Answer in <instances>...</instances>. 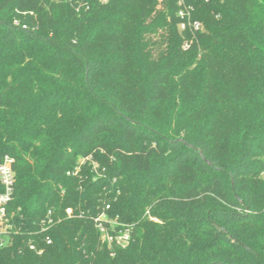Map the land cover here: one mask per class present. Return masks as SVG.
<instances>
[{
    "label": "trees",
    "instance_id": "16d2710c",
    "mask_svg": "<svg viewBox=\"0 0 264 264\" xmlns=\"http://www.w3.org/2000/svg\"><path fill=\"white\" fill-rule=\"evenodd\" d=\"M188 1L0 0V264H264V0Z\"/></svg>",
    "mask_w": 264,
    "mask_h": 264
},
{
    "label": "built area",
    "instance_id": "2783aa9c",
    "mask_svg": "<svg viewBox=\"0 0 264 264\" xmlns=\"http://www.w3.org/2000/svg\"><path fill=\"white\" fill-rule=\"evenodd\" d=\"M106 2L108 0H102ZM180 5V10L178 12L179 18L188 17V20L182 22L179 26L181 31L186 28H191L193 30H200L201 24L198 21H192V6L188 0H178ZM224 1V0H222ZM190 42L186 40L183 44V48H189ZM14 158L8 155L4 156L3 162L0 164V183L4 188V192L0 194V246L6 245V240L9 236V231L12 230L13 226L10 223L12 214L9 213V203L13 198V188L15 184L16 174L14 171ZM106 210L111 208V205L106 204ZM106 210L95 218L97 229L99 230L100 239L105 245H108L111 249L114 248H124L130 244L132 226L125 222H121L116 218H112L108 215ZM73 208L66 209V215L72 216ZM153 221L156 219L151 218ZM51 220L48 221L50 223ZM51 243V241H48ZM35 249V246H31Z\"/></svg>",
    "mask_w": 264,
    "mask_h": 264
},
{
    "label": "rangeland",
    "instance_id": "374dc122",
    "mask_svg": "<svg viewBox=\"0 0 264 264\" xmlns=\"http://www.w3.org/2000/svg\"><path fill=\"white\" fill-rule=\"evenodd\" d=\"M159 1H161V0H159ZM187 39H185V41H186ZM184 49V48H183ZM263 176H264V174H263Z\"/></svg>",
    "mask_w": 264,
    "mask_h": 264
}]
</instances>
